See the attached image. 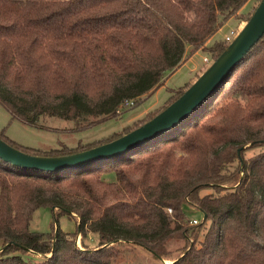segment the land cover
<instances>
[{"label": "trees", "instance_id": "trees-1", "mask_svg": "<svg viewBox=\"0 0 264 264\" xmlns=\"http://www.w3.org/2000/svg\"><path fill=\"white\" fill-rule=\"evenodd\" d=\"M247 1L0 0V101L31 124L56 116L81 127L82 115L116 116L121 102L155 91L187 48L216 59L228 43L207 42L231 17L249 19L260 0L240 12ZM198 75L97 142L41 151L2 131L0 139L37 156L85 150L143 124ZM252 148L259 150L246 157ZM106 170L115 181L102 178ZM184 205L201 213L197 223ZM41 207L51 209L48 232L30 229ZM61 215L75 221L74 232L60 229ZM88 233L96 245L84 243ZM171 238L182 242L174 257ZM0 242V264H111L127 245L162 264H264V34L185 119L132 150L59 172L0 158ZM15 251L45 259L28 262Z\"/></svg>", "mask_w": 264, "mask_h": 264}, {"label": "rangeland", "instance_id": "rangeland-1", "mask_svg": "<svg viewBox=\"0 0 264 264\" xmlns=\"http://www.w3.org/2000/svg\"><path fill=\"white\" fill-rule=\"evenodd\" d=\"M255 3L256 0H248L240 12L250 11ZM243 24V22L239 24L235 17H231L214 33L207 44L224 40L226 35H230L231 30H240ZM231 36L232 38L235 37ZM212 62L213 59L208 51L198 49L195 52H191V49L187 48L184 62L174 71L166 73L163 83L155 91L145 95L133 105L127 106L123 109V112L113 117L96 119L82 115L80 118L81 127H78L74 120L56 116H40L35 123H27L18 118H12L10 111L0 101V131L22 147L41 151L57 149L63 146L74 148L79 144L97 142L113 133L122 131L125 126L143 119L148 112L165 104L174 90L191 81L196 74H201ZM258 150V148L248 149L245 151V156L248 157ZM101 176L106 181H115L113 170H106ZM209 191V189L203 190L201 194ZM184 210L190 217L189 224L192 223L193 219H196L197 222L199 221L201 213L198 210L188 205H184ZM51 222V209L49 207H41L35 211L30 223V229L32 231L48 232L51 229ZM58 223L60 229L65 232H74L76 229L75 221L67 215H61ZM83 240L88 246H94L98 243L97 236L94 233H88ZM77 243L80 245V236L77 238ZM181 244L182 242L178 238H171L167 241L166 247L173 251L172 257L178 254L179 250L176 248ZM1 245L2 243L0 242V247ZM13 253L20 255L25 261L33 263L45 259L44 256L30 251H15ZM165 262L168 263V260H165ZM111 264H162V262L149 251L139 246L127 245L123 246L121 254Z\"/></svg>", "mask_w": 264, "mask_h": 264}, {"label": "water", "instance_id": "water-1", "mask_svg": "<svg viewBox=\"0 0 264 264\" xmlns=\"http://www.w3.org/2000/svg\"><path fill=\"white\" fill-rule=\"evenodd\" d=\"M263 34L264 0H260L223 52L180 96L143 124L113 140L63 156L31 155L0 139V158L22 168L59 172L96 164L132 150L185 119L222 83Z\"/></svg>", "mask_w": 264, "mask_h": 264}, {"label": "built area", "instance_id": "built-area-1", "mask_svg": "<svg viewBox=\"0 0 264 264\" xmlns=\"http://www.w3.org/2000/svg\"><path fill=\"white\" fill-rule=\"evenodd\" d=\"M243 26V25H242ZM241 26V27H242ZM238 31L237 29L235 30H231L230 32V35H226L224 40L229 43L233 40L232 36H236L238 34ZM135 103V100L134 99H128V100H125L124 102H121L117 107H116V113L117 114H120L121 112H123V109H125L127 106H131ZM167 211L170 213L171 212V208H167ZM192 223H197V220L196 219H193L192 220Z\"/></svg>", "mask_w": 264, "mask_h": 264}, {"label": "crops", "instance_id": "crops-1", "mask_svg": "<svg viewBox=\"0 0 264 264\" xmlns=\"http://www.w3.org/2000/svg\"><path fill=\"white\" fill-rule=\"evenodd\" d=\"M196 75H197V74H196ZM193 78H195V77H192V79H193ZM192 79H191V80H192Z\"/></svg>", "mask_w": 264, "mask_h": 264}]
</instances>
